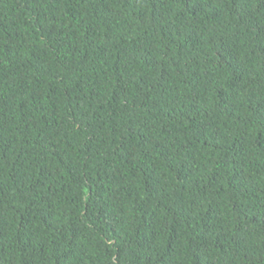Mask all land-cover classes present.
I'll list each match as a JSON object with an SVG mask.
<instances>
[{
    "label": "trees",
    "instance_id": "obj_1",
    "mask_svg": "<svg viewBox=\"0 0 264 264\" xmlns=\"http://www.w3.org/2000/svg\"><path fill=\"white\" fill-rule=\"evenodd\" d=\"M0 264H264V0H0Z\"/></svg>",
    "mask_w": 264,
    "mask_h": 264
}]
</instances>
